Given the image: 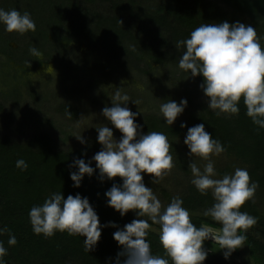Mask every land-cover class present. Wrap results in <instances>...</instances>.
I'll return each instance as SVG.
<instances>
[{
	"label": "trees",
	"instance_id": "obj_1",
	"mask_svg": "<svg viewBox=\"0 0 264 264\" xmlns=\"http://www.w3.org/2000/svg\"><path fill=\"white\" fill-rule=\"evenodd\" d=\"M104 11L0 0V55L24 71L51 57L81 65L85 43L125 69L179 68L224 110L196 103L177 123L142 114L109 170L93 160L98 135L69 147L43 130L0 135V264H264V0L232 11L208 0H113ZM164 100L181 109L176 94ZM57 107L78 117L71 103ZM147 135L186 137L233 158L234 188L216 193L188 179L180 192L164 190L155 211L128 178ZM171 150L190 173L188 156ZM165 220L197 241L192 249L168 242L157 230Z\"/></svg>",
	"mask_w": 264,
	"mask_h": 264
},
{
	"label": "rangeland",
	"instance_id": "obj_2",
	"mask_svg": "<svg viewBox=\"0 0 264 264\" xmlns=\"http://www.w3.org/2000/svg\"><path fill=\"white\" fill-rule=\"evenodd\" d=\"M101 6L107 9L106 4ZM79 48L87 53L81 65L69 57H51L25 71L0 55V135L24 138L43 130L50 132L62 147L83 144L98 135L99 149L93 160L109 170L115 154L134 135L142 114L156 113L177 123L184 121L196 103L224 110L221 100L203 95L192 76L179 68L152 64L143 73L134 67L125 69L122 64H112L85 43ZM173 93L181 104L180 110L164 100L165 94ZM35 95L40 102H36ZM61 102L75 105L78 117L72 119L59 112ZM143 141L140 162L128 178L133 186L148 192L155 211L165 208L164 190L180 192L188 179L216 193L234 188L238 162L216 149L195 145L186 137L172 140L147 135ZM172 143L188 156L190 173L179 166ZM162 224L157 230L165 234L169 243L192 249L197 242L172 228L168 221ZM242 261H247L244 253Z\"/></svg>",
	"mask_w": 264,
	"mask_h": 264
},
{
	"label": "flooded vegetation",
	"instance_id": "obj_3",
	"mask_svg": "<svg viewBox=\"0 0 264 264\" xmlns=\"http://www.w3.org/2000/svg\"><path fill=\"white\" fill-rule=\"evenodd\" d=\"M65 3L67 2H75L77 3L79 6L81 7H88V8H92L93 10H95L98 13H102L105 14L106 11H104L105 9L101 6L103 4H106V6L108 4L113 3V0H63ZM209 2L212 1L215 4H218V6H220L221 8H224V10L226 11H232L235 6L238 5L239 7V1L240 0H208ZM235 12H238L237 10Z\"/></svg>",
	"mask_w": 264,
	"mask_h": 264
}]
</instances>
